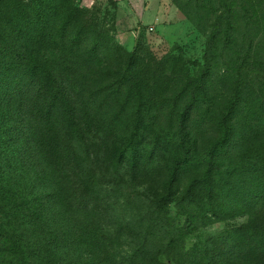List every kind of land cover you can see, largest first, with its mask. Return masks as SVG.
<instances>
[{"label":"trees","instance_id":"trees-1","mask_svg":"<svg viewBox=\"0 0 264 264\" xmlns=\"http://www.w3.org/2000/svg\"><path fill=\"white\" fill-rule=\"evenodd\" d=\"M77 2L53 8L46 0H0V264H264V214L256 210L264 201V79L245 74L252 51L242 54L231 42L213 46L219 61L236 57L223 67L233 76L229 105L210 101L209 77L220 78L211 64L199 79L184 78L152 99L136 65L139 53H125L130 61L112 70L103 53L124 49ZM228 26L230 35L235 28ZM215 31L221 35L219 24ZM126 128L134 136L167 135L180 155L166 195L115 234L97 224L120 220L124 159L134 165L137 147L121 153L114 170L100 166L104 158L94 148L99 136ZM199 136L215 141L207 170L185 193L174 191ZM233 145H250L249 159L231 166ZM197 192L207 194L205 201L193 198ZM230 199L251 210L248 221L189 246L222 221ZM159 233L168 243L152 250Z\"/></svg>","mask_w":264,"mask_h":264},{"label":"rangeland","instance_id":"rangeland-1","mask_svg":"<svg viewBox=\"0 0 264 264\" xmlns=\"http://www.w3.org/2000/svg\"><path fill=\"white\" fill-rule=\"evenodd\" d=\"M46 1L53 8L67 7L65 5L69 2ZM189 1L78 0L76 4L104 34L115 32L116 42L124 51L119 48L110 49L102 55V61L108 62L112 70L115 66L130 61L125 53L126 56L139 53L140 58L136 65L152 99L180 87L184 78L189 82L199 79L207 64H211L219 67L216 73L220 74V78H216L213 73L209 77L214 84L213 90L209 92L210 101L215 105H229L234 97L233 76L228 79L223 67L227 61L235 63L236 57L229 53L228 57L219 61V57L213 58V46L220 48L231 42L238 45L242 54L249 56L252 51L245 74L251 80L264 79V0H200V5H196L197 0H192L191 4ZM228 23L235 28L230 35ZM218 24L222 29L220 36L215 31ZM235 68L233 65L230 67L231 70ZM151 98L148 97L150 103ZM155 107L150 104L149 109ZM126 130L127 128L119 129L107 137L99 136L94 148V152L104 158L100 166L114 170L119 155L131 146L137 147L134 165L130 163L131 158L124 159L125 170L122 174L125 181L118 194L120 203L117 205L120 220L97 224L115 234L127 226V220H135L136 216L143 215L148 205L166 195L173 164L180 155L167 135L159 137L151 131H141L134 136L133 131ZM211 140L209 136H199V150H196L192 158L193 163L181 172L174 191L185 193L193 180L204 175L207 170V153L215 142ZM246 148L251 146H232L234 161L231 166H235L243 156L249 159ZM107 149L111 151L108 152ZM196 194L193 198L205 201V192ZM229 203V207L233 208L221 215L222 221L213 229L201 230L197 237L188 242L189 246L209 240L210 234L218 235L230 227L240 226L248 221L251 211L248 207L237 209L235 207L241 204L231 199ZM257 206L258 215L264 214V201L260 200ZM170 216L172 221L178 220L179 204L173 205ZM76 220L75 216L74 223ZM168 240L167 234L159 233L152 243V250H164ZM214 251L221 252L217 248ZM206 264L211 263L207 261Z\"/></svg>","mask_w":264,"mask_h":264}]
</instances>
